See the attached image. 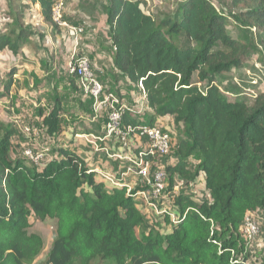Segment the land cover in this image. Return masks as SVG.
Listing matches in <instances>:
<instances>
[{"label":"trees","instance_id":"trees-1","mask_svg":"<svg viewBox=\"0 0 264 264\" xmlns=\"http://www.w3.org/2000/svg\"><path fill=\"white\" fill-rule=\"evenodd\" d=\"M142 1L107 0L103 6L114 68L129 85L141 84L149 115L144 124L172 117L184 128L173 150L175 164L166 166L169 188L176 178L190 183L200 173L209 199L197 203L178 192L179 222L170 226L165 218L167 228L160 233L147 228L125 189L107 191L70 147H55L40 169L12 158L15 128L0 120V264H34L41 254L44 243L29 233L30 216L56 221L44 264L247 263L240 227L247 213L264 210V95L252 103L239 96L229 100L216 79L243 65L248 46L228 33L226 17L210 0H182L176 18L144 13ZM228 1L238 8V24L262 35L264 53V0ZM31 2L43 22L57 26L54 0ZM12 20L9 32L0 33V53L17 57L28 37L21 19ZM15 74L12 67L5 74L0 100L9 97ZM124 122L139 124L128 114ZM41 126L50 136L62 133L57 101ZM194 156L199 163L192 171Z\"/></svg>","mask_w":264,"mask_h":264},{"label":"rangeland","instance_id":"rangeland-1","mask_svg":"<svg viewBox=\"0 0 264 264\" xmlns=\"http://www.w3.org/2000/svg\"><path fill=\"white\" fill-rule=\"evenodd\" d=\"M61 1L63 6L60 16L61 21L66 26L57 25L52 28L43 22L39 7L33 4L31 0H0V33L7 34L14 25L12 18L17 16L21 19L25 36L28 37V41L21 45V49L24 50H20L23 52L19 51L17 57L8 50L0 53V83L6 81L5 74L9 66L13 67L14 65L17 67L16 71L17 69L20 71L17 76H14L17 84L16 94L12 99L5 98L11 103L13 102V114H9L10 111H4L6 112L4 114L10 115L7 125H13L15 128V137L12 139L14 144L10 156L20 159L25 148H31L35 152L47 149L42 165L47 162L50 155H53L55 147L72 145V141L75 139L74 132L78 129H86L88 118L92 114L91 101L83 97L77 86L76 77L68 73V62L73 54L84 55L89 58L94 76L101 84L105 85L102 84L108 92L117 95L130 107H140L143 102L139 88L126 83L114 68V51L108 29L104 23L103 6L107 0ZM181 1L145 0L140 2V8L144 13L157 18L165 16L176 18L178 5ZM210 1L216 10L226 17L228 33L248 46V55L243 65L217 76L216 84L229 100H234V96H239L248 103H252L257 95H264V53L260 43L262 35L254 29L249 30L238 24L233 17L238 8H232L228 0ZM67 27L82 28L83 32L80 37L75 39ZM19 66L21 67L19 68ZM99 70H103L108 75L106 81H101L98 74ZM196 81L197 76L194 75L192 82L196 83ZM113 84L120 86L114 87ZM198 87L202 89L203 85L198 84ZM54 101L61 105L62 133L59 136H50L44 131L41 133L34 132V129H38L39 132L42 129V117L49 113ZM147 113L148 110L145 111L146 117L144 116V119L149 116ZM104 117L103 113L94 123H98L101 119L104 120ZM160 120L159 124H156L169 131L172 140L171 146L174 150L178 141L183 137L184 128L182 125H176L172 117ZM98 125L101 126V123ZM97 132L92 134L98 135ZM35 141L37 142L36 145L34 144ZM76 146L87 153L83 157L86 161L91 148L84 139H79ZM169 159L175 158L171 156ZM89 162H92L91 158H89ZM107 162H103L106 163L104 164L106 168H103L104 165L102 168L98 166L96 168L107 169L109 173L113 172L114 163L110 160ZM85 163L87 165L88 161ZM198 163L196 156L190 158V169L192 171L196 169ZM89 165L93 166V163H89ZM30 166L41 167L40 165ZM175 184L178 185V192H186L194 202L200 203L209 199L208 192L204 187L203 175L200 173L194 182L186 183L176 178ZM145 218L147 228H153L160 233L166 230L165 219L157 217L153 211L145 215ZM248 218L255 223L257 233L247 241L249 256L246 264H258L264 261V210L258 209L250 213ZM29 222L31 225L29 233L40 236L44 243L43 250L34 264H44L46 254L55 238L56 221L49 219L39 221L30 216ZM93 264L108 263L96 260Z\"/></svg>","mask_w":264,"mask_h":264},{"label":"built area","instance_id":"built-area-1","mask_svg":"<svg viewBox=\"0 0 264 264\" xmlns=\"http://www.w3.org/2000/svg\"><path fill=\"white\" fill-rule=\"evenodd\" d=\"M55 2L52 19L58 26H66L60 16L62 1ZM67 28L75 39L83 32L82 28ZM68 73L76 77L81 94L91 101L90 121L94 123L103 113L105 115L98 135L81 134L76 135V138L84 139L91 148V161L94 157H105L113 163H118L116 170L110 173L96 167L90 168L89 172H92L95 179L109 192L125 189L127 196L136 202L142 214L147 215L153 211L163 220L168 218L170 226L177 225L179 219L175 200L178 196V185L169 188L166 172L167 165L175 164L174 159H169L173 156L172 140L168 130L158 125L144 124L145 111L148 108L141 84L138 88L143 102L140 107H130L117 95L108 92L96 79L86 56L73 54L68 62ZM126 114L139 124H126ZM41 128L40 132L38 129L33 131L41 133L43 127ZM21 158L30 165L42 166L45 151L35 152L31 148H25ZM249 214H246L240 227L241 236L246 243L257 233L255 223L248 218Z\"/></svg>","mask_w":264,"mask_h":264},{"label":"crops","instance_id":"crops-1","mask_svg":"<svg viewBox=\"0 0 264 264\" xmlns=\"http://www.w3.org/2000/svg\"><path fill=\"white\" fill-rule=\"evenodd\" d=\"M21 50H24L23 48L21 49ZM20 50V52H23V51H21ZM13 65V64H12ZM12 66H9L8 67V70L11 68ZM21 66H19V68H20ZM12 68H14L15 70H16V68L17 67H15L14 65H13V67ZM20 71H18V69H17V71H16V74L14 75V76H17V74L19 73ZM98 74H99V77H100V79H101V81L102 82H104V81H106V76H108V75H106L105 73H104V71L103 70H99L98 71ZM122 78L125 80V82L126 83H128L127 82V80L122 76ZM103 84V83H102ZM17 84H16V80H15V77H14V84H13V86H12V88L10 89V92H9V97L8 98H13V96L16 94V89H17V86H16ZM104 85V84H103ZM114 85V84H113ZM105 86V85H104ZM116 86H120L119 84H117ZM115 85H114V87H116ZM107 90V89H106ZM20 91H22V90H20ZM25 92H26V90H24ZM117 92H118V90H117ZM19 95H21V93H19ZM10 109V110H9ZM10 111V113L9 114H13V102L11 103L10 101H8V100H6L5 98H3V99H1L0 100V120L6 125V126H8L7 125V121H9V114L7 113V114H4V113H6V112H4V111ZM2 114V115H1ZM4 114V115H3ZM103 115V114H102ZM101 117V116H100ZM146 117V116H145ZM148 118V117H147ZM169 118V117H168ZM165 119V118H164ZM88 123L86 124V129H78L76 132H74V134H75V136H74V140L72 141V145H68V146H66V147H70V149L71 150H73V151H75L78 155H80L81 156V158L82 159H85V158H83L85 155H87V153L83 150V149H81V148H78L77 146H76V142L77 141H79V139L78 138H76V135H81V134H92L93 132H97V133H99L100 132V128H102V125L104 124V120L103 119H101V121H99L98 123H101V126L100 125H98V123H93V122H91L90 121V119L88 118ZM145 120H147V119H145ZM161 120L160 119H157V121H156V123L157 124H159V122H160ZM89 124V125H88ZM156 124V125H157ZM10 126H12V125H10ZM9 126V127H10ZM158 126H160V125H158ZM81 130H84V131H81ZM95 130V131H94ZM86 131V132H85ZM14 137H15V135L13 136V138L12 139H14ZM12 143H13V141H12ZM14 144V143H13ZM34 144L36 145L37 144V142L35 141L34 142ZM64 146V145H63ZM65 147V146H64ZM44 151H47V149L46 150H44ZM46 156V155H45ZM51 157H52V155H50V157L48 158V160H47V162L51 159ZM89 158H91V154L89 153V156L87 157V160L86 161H88V164H87V167H89V169L90 168H92V167H96V166H98V167H100V168H102L103 167V165L104 164H106V163H108L107 161H108V159H106L105 157H102L101 159H100V157L97 159V158H95V160H92V162H89ZM85 161V162H86ZM106 162V163H103V162ZM46 162V163H47ZM45 163V164H46ZM89 163L91 164V163H93V166H90L89 165ZM44 164V165H45ZM44 165H42L41 167H43ZM105 166V165H104ZM40 167V168H41ZM113 167H114V171L116 170V168L118 167V163H114V165H113ZM40 168H37V169H40ZM103 168H106V166L105 167H103ZM106 171H107V169H105ZM96 180V179H95ZM97 182H98V180H96Z\"/></svg>","mask_w":264,"mask_h":264}]
</instances>
